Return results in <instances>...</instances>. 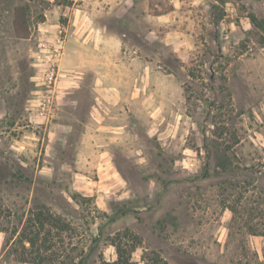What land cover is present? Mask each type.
<instances>
[{
	"label": "rangeland",
	"instance_id": "1",
	"mask_svg": "<svg viewBox=\"0 0 264 264\" xmlns=\"http://www.w3.org/2000/svg\"><path fill=\"white\" fill-rule=\"evenodd\" d=\"M153 1L0 0V264H264V0Z\"/></svg>",
	"mask_w": 264,
	"mask_h": 264
},
{
	"label": "trees",
	"instance_id": "2",
	"mask_svg": "<svg viewBox=\"0 0 264 264\" xmlns=\"http://www.w3.org/2000/svg\"><path fill=\"white\" fill-rule=\"evenodd\" d=\"M156 2H157V0H154L152 3H150V9L152 10V12L159 13V14L164 13V11H159V10L156 9V7H155V5H156L155 3ZM247 18H248L250 24L254 28L260 30L262 33L264 32V19L263 18L257 17V15L255 13H253V12L248 13L247 14ZM17 34H18V36H21V37H26L27 36V32L26 33L17 32ZM218 160H219V157H217V161ZM218 166L222 167L221 163L218 164ZM204 176L207 177V173L204 174ZM55 219L59 220L58 218H56V216H54L48 210L38 209L35 212H31L29 214V216L27 217L25 225L22 228L19 236L21 238L25 237V239L29 241L30 245L34 246L36 244V241L38 240V236H39V233H40L41 229L44 228V226H45V224L47 222L49 223L50 221L51 222L55 221ZM59 223L60 222H56L55 224L58 225ZM67 227H68V223H66L64 221V231L67 229ZM26 230H27V232H26ZM25 232L27 234H25ZM124 232H128V229H126ZM130 235L132 236V234H130ZM132 237L137 240V237L135 235H133ZM112 245H114V247L116 249V253H117V258L112 264H133L130 261L129 255H130V251L135 246V244L130 246L129 250L124 249L121 246L120 241H118V242H116V241L113 242L112 241ZM40 261H42V260H40ZM78 264H87V262L83 263V261H80V262H78ZM163 264H168V263L165 261V262H163Z\"/></svg>",
	"mask_w": 264,
	"mask_h": 264
},
{
	"label": "built area",
	"instance_id": "3",
	"mask_svg": "<svg viewBox=\"0 0 264 264\" xmlns=\"http://www.w3.org/2000/svg\"><path fill=\"white\" fill-rule=\"evenodd\" d=\"M49 1H53V0H49ZM61 30H59V32H60ZM58 41H61V40H59L58 39ZM55 53L53 54L54 56H57L58 55V53H59V46H58V48H56L55 47ZM51 73V75H49V82H51V78H52V75H53V69H52V71L50 72Z\"/></svg>",
	"mask_w": 264,
	"mask_h": 264
}]
</instances>
